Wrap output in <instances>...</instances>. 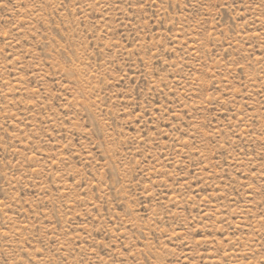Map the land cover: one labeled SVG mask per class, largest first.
<instances>
[{"label":"rangeland","instance_id":"rangeland-1","mask_svg":"<svg viewBox=\"0 0 264 264\" xmlns=\"http://www.w3.org/2000/svg\"><path fill=\"white\" fill-rule=\"evenodd\" d=\"M0 264H264V0H0Z\"/></svg>","mask_w":264,"mask_h":264}]
</instances>
